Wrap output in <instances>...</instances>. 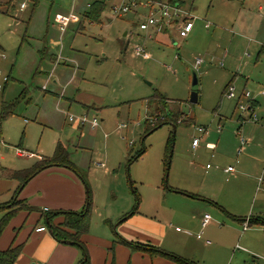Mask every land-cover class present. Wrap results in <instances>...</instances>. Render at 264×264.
<instances>
[{"label":"rangeland","instance_id":"1","mask_svg":"<svg viewBox=\"0 0 264 264\" xmlns=\"http://www.w3.org/2000/svg\"><path fill=\"white\" fill-rule=\"evenodd\" d=\"M92 1L0 0V48L6 56L0 60V72L2 77H9L6 85L0 78V109L3 102L12 101L26 89L14 114L0 118V203L7 202L20 186L2 172L24 169L39 157L51 156L55 142L60 140L71 160L89 170L85 179L97 205L90 208L93 221L102 216L103 222L110 220L106 228L115 229L119 220L114 216L122 212L123 219L137 206L144 217L153 216L168 227L165 246L184 258L199 264L249 262V255L242 250L248 245L241 240V226H232L226 214L219 218L209 210L216 206L209 203L201 212L210 214L211 222L201 229L197 209L185 204L182 196L168 194V188H200V193L228 202L233 178L223 173L218 154L220 149L227 155L233 153L231 138L235 139L237 132L253 140L252 155L263 158L259 172H264V97L255 98L257 122L248 120L247 112L238 107L249 103L247 97L239 95L241 91L248 92L250 99L258 91L245 75L264 87V0H181L195 17L187 37H178L171 28L165 35L157 32L152 40L147 38L149 32L138 29L146 9L137 5L118 16L113 9L123 1L106 0L100 23L83 21V29L74 26L59 37L56 15L71 7L83 10ZM22 2L26 7L20 10ZM205 23L210 27L205 29ZM56 41L60 45H55ZM136 45L144 46L150 57L148 53V59L136 57ZM59 46L64 53L74 51L78 55L75 63L61 61L57 66L50 59L58 55ZM197 57L202 62L195 67ZM60 68L67 71L65 80L71 78L63 99L62 94L59 99L51 94L52 82H46L47 75L55 77ZM193 72L198 79L196 103L189 102ZM229 81L235 89L231 99L221 93V83ZM161 94L169 101H178L179 109L176 103L167 105L184 112V117L191 116L193 124H179L173 132L164 116L155 115V105H147L148 98ZM147 110L155 115L150 118L154 124L162 122L153 131L145 126ZM86 112L88 118L98 119V126L74 128L68 116ZM198 125L211 129L210 140L217 142L215 151L205 149L200 142L204 153L199 158L191 147ZM217 125L219 133L215 132ZM143 148L145 151L133 160ZM17 149L26 155L18 157ZM253 172L242 171L236 181H245ZM261 177L262 191L263 173Z\"/></svg>","mask_w":264,"mask_h":264},{"label":"crops","instance_id":"2","mask_svg":"<svg viewBox=\"0 0 264 264\" xmlns=\"http://www.w3.org/2000/svg\"><path fill=\"white\" fill-rule=\"evenodd\" d=\"M95 1L103 2L101 5L102 7V9L100 10L101 12L96 21H94V19L92 20V18L89 19V17L87 16L88 10H90L92 3ZM95 1L88 3L83 10H79V9L76 10V8L71 7L68 12L57 14L56 17L54 18V22L56 24V30L57 32H59V37H61L62 33L65 32L68 28H72L75 26L76 30H78L80 27H82L83 29V24H82L83 21H87L89 23H100L101 14L105 10L106 0H95ZM121 1H123L122 4L129 2V0H121ZM159 1L167 4L168 3L176 4L177 6H180L183 11L179 13L178 16H176L175 21L172 19L173 21L171 20V23L168 24V26L165 27V29L159 33H163L162 35H165L167 34V30L173 28L174 31L177 32L178 37L186 38L187 35L185 37H181L179 35L177 21L182 20L185 17H190V20L193 22L195 17L189 14L190 8L185 7L184 3L181 0H159ZM137 5L142 6L139 4V2H137V4L131 8H135ZM142 7L148 11L146 7L144 6ZM147 15L148 13L146 14V17ZM62 17H70L69 22L65 26H62L63 25L61 23ZM209 27H210L209 23L204 24L205 29ZM150 30L156 34L153 36L150 33ZM141 31L149 32L147 38L151 40L156 39V35L158 34L157 31H155L152 28ZM54 44L57 46L60 45L59 41L54 42ZM142 47L144 48V46ZM0 50H2V48H0ZM43 53H44V49L38 51V54L40 56H42ZM134 55L136 57H140V55H136L135 53ZM77 56L78 55L75 54L74 51L71 52L67 51L64 53L62 47L59 46L58 55L54 54L51 56L50 59L53 60L55 64H57L58 66L61 61L75 63V60L78 58ZM61 57L64 58V60H61ZM141 58L148 59V58H143L142 56ZM66 75H67L66 69H61V68L58 69V73L55 75V77H53L52 75H47L46 82L48 83L52 82L53 85V90L50 93L54 94V96L58 97V99L60 94H62L60 99L65 98L64 88L71 83V78L65 80L64 77ZM244 79L251 80L249 85L254 87V89L258 88V91L255 90V92L256 91L257 92L255 93V95H253V99L255 100L254 105L252 104L253 101L251 102L254 113L255 106L258 105V102L256 100L257 97L258 96L264 97V95H260L258 94V92L261 90V88L264 87H260L258 83H255L256 79L252 78V76L250 77L248 74L244 76ZM230 81L226 84H224V82L221 83V86H223L221 92L222 94L225 93L228 84L229 83L231 84ZM262 82L264 83V81ZM262 82L260 83L263 84ZM61 86H62L61 91L58 94L59 92L58 89H60ZM2 89L0 90V92L2 91ZM42 90L46 91L47 87L45 86V88L43 89L42 86ZM241 92L239 95L242 94ZM169 100L171 99H168V102H172L174 104L176 103L177 104L176 109H179L178 101H174V100L169 101ZM88 110L89 109L87 107L86 111ZM241 111L247 112L248 120L257 122L252 120L250 116L251 114L250 111L248 110H241ZM87 114L88 113L86 112V115ZM150 114L151 112L149 113V111L147 110V117L152 118L153 116L152 117L149 116ZM185 115L186 114L182 112L183 118ZM243 120L248 122L246 118ZM71 123H73L74 128L82 129L84 127L83 125H80L76 122H71ZM181 125L189 126L190 124L189 125L181 124ZM218 126L219 125H217V127L215 128L216 133H219L221 131V128L218 129ZM197 127L206 128L207 133L202 131L199 132L197 130ZM195 131H196V135H194L193 139L197 138L198 144L200 142L203 143L205 149L215 151V149L217 148V142L215 143L213 142V140H210L211 129L205 126L198 125L196 126ZM235 136H236L235 139L231 138V144H232L231 149L233 148V153L231 152L230 154L227 155L226 153L222 152V150L220 149V152L218 154V159L222 161L220 162V165L223 167L222 168L223 173L230 175V177L233 178V182L230 185V188L228 189L230 196L231 195L232 196L231 199H228V202L224 203L222 202L223 200L220 201L214 196L205 193H200L199 192L200 188L196 190H181L179 187L171 186L168 188L169 190L168 194H178L179 196H182L180 198H183L185 204L192 205L193 207H195V209H197L196 213L199 214L197 218L200 222V227H201L203 215L208 214L207 212H201V210L208 209L207 204L209 203L214 204V206H216L214 209L209 208L211 212H213L219 218H223L222 214H226L228 219L229 218L231 219L230 224L234 226L236 229L239 226H241V229L244 232V233L241 232V234L243 233L241 240H246V244L248 245V247L247 246H246L247 248L243 247L242 250L247 255H249L250 261L243 262V264H264V188L262 191L260 190L261 189L260 186L262 185L261 175L262 173L264 174V172L263 171L259 172L262 169L263 158L260 157L257 158L252 155V153L254 152L253 149L254 146L252 145L253 140L251 138L250 139L244 138L240 136L238 132L235 134ZM241 138H244L246 142L245 144H243L241 152L237 154L236 151L240 146ZM222 141L223 139L221 138L219 144V146L221 147L223 146ZM57 142H60L63 145V147L68 151L67 146L64 145L60 140H57L55 142V146ZM198 144L197 145L191 144V147L193 148V150L196 151L195 154L199 158L200 156L203 155L204 150L202 148H199ZM199 151H201L200 155H199ZM16 155L18 157H23L24 155H26V152L17 149ZM68 156L70 161L76 166V168L79 171H81V173L85 174L86 177V173L87 171L89 172V170H87V168L82 169V167H80L71 160L69 154ZM49 157L50 156L39 157L38 160H43ZM228 166H232L233 169L231 171H226L225 169ZM207 167H209V165H207ZM165 168L166 166L164 163V169ZM215 168H219V167L216 166ZM245 170H247L248 172L254 170V172L252 175L246 176L245 181L243 182L236 181L237 179L240 178L241 175L240 173H242V171L245 172ZM7 171H9V169L4 172L6 173ZM105 171L108 172L106 169ZM7 178L10 179L9 177ZM12 180L16 181V186L20 185V180L17 179H12ZM12 193L13 194L11 195L10 199L7 202H9L12 199V196L14 195L15 191ZM17 199L21 200L24 204L32 208H35L36 210L19 211L8 221V223L6 224V226L4 227V229L0 234V251H5L8 248L18 245L21 246V251L12 264H79L83 259V254L81 250L78 248V246L73 245L72 243H66L63 242L62 240H57L49 230V225L47 224V220L45 219V213H44L45 208H47V211H58L61 213L64 212L80 213L83 211L86 204L87 192L85 191L84 183L82 179L79 177V175L66 167H61V166L48 167L43 171L39 172L38 174H36L35 176H33L30 180H28L25 183V185H23ZM248 202L250 203V205H248ZM241 203H243L242 206L240 205ZM2 204L4 203H0V205ZM92 205H94V208L97 207L96 203H94V199L93 200L91 199V208ZM9 210L10 209L8 207L5 209L4 208L0 209V220L2 219L4 214L7 213ZM61 213L53 217L52 222L54 225H60L62 222H64L65 217ZM135 213L136 215H133ZM122 214L123 213L121 212V214L118 213L114 216V220L115 221L119 220V223L115 229H110V230L106 228L107 226L106 224L110 222V220L104 219L103 222L102 221L103 217L98 216L99 222H97L98 219L95 218L93 221L92 220L93 218L91 219L90 216L88 217V225H89L88 230L81 235V240L84 242L86 246L90 264H111V263L176 264L170 260L165 259L162 256H158V255L151 256L150 254L138 249L136 247L138 245H149L152 247H157L163 251L169 252L171 254L175 253L174 255H178L184 258L182 254L174 252L175 251L174 249H167V247L165 246L164 240L168 236L169 231H168V227H166L163 223L156 220L153 216L152 219L151 218L148 219L146 216L144 217L142 213L138 210L137 206L133 214L128 216L125 220H121ZM104 217H108V216H104ZM245 220H247V227L246 229L243 230V223ZM93 222L95 227L94 229H93ZM210 222H211V217L206 225H209ZM42 226L45 227V230L37 232L36 228ZM250 226L253 227V229H251V231L247 233L248 228ZM118 239H120L121 241L120 240L118 241ZM122 240L125 241L126 243L123 242ZM203 242H205V240ZM206 243H209V241H206ZM188 261H191L195 264H199L190 259Z\"/></svg>","mask_w":264,"mask_h":264},{"label":"trees","instance_id":"3","mask_svg":"<svg viewBox=\"0 0 264 264\" xmlns=\"http://www.w3.org/2000/svg\"><path fill=\"white\" fill-rule=\"evenodd\" d=\"M103 2L101 1H95L92 3L90 10L87 12V16L89 19L92 18L94 21L97 20L100 10L102 9L101 5ZM93 16V17H92ZM9 80V77H7V81L4 85L7 84ZM230 84V83H229ZM228 84V85H229ZM25 90L23 89L18 97L14 98L12 101H5L1 105L0 109V118H6L7 116H10L14 114L15 109L19 105V98L23 97V93ZM242 95V94H241ZM168 99L165 98L162 94L156 95L154 98L149 99L148 98V106L151 107V105H155V111L158 112L155 115L157 116H164L166 118V122L171 123L175 127L177 125L186 124L189 125L193 121V118L191 116L188 117H182V112H179V110H172L169 109L168 105ZM255 100H253L252 104L254 105ZM153 113V112H152ZM152 113L149 116H155L152 115ZM162 114V115H161ZM165 122V123H166ZM162 122H159L157 124L153 123V120L147 117L145 119V126L148 127L149 131H153L156 128L160 127ZM148 131V132H149ZM174 132V130H173ZM145 149L143 148L134 158L135 160L137 157H139ZM68 151L63 147V145L60 142L56 143L55 149L53 154L49 158H45L43 160H38L33 165H31L29 168L22 169V170H9L6 173L3 171V174L6 177H9L10 179H17L20 180V186L18 190L15 191L14 195L12 196V199L0 205V209L9 208L10 210L4 214L2 219L0 220V234L8 221L16 215L21 210L26 211H32L36 210L35 208H32L26 204H24L21 200H18L17 197L20 193V187H23L25 183L30 180L33 176L38 174L39 172L43 171L44 169L51 167V166H61L66 167L72 171H74L76 174L79 175V177L82 179L85 186H87L85 181V174L81 173L76 166L70 161L68 156ZM169 156H167V160L165 163V166L167 167L169 165L168 161ZM166 170V169H165ZM85 173V172H84ZM134 193L137 195V193L134 191ZM138 198V196H137ZM137 200V199H136ZM91 208V196L90 191L87 186V199L86 204L82 212H58V211H44L45 213V219L49 223V230L51 234L57 239L65 241L66 243H72L73 245L78 246V248L81 250L83 254V259L79 264H90L88 253L86 246L84 242L81 240V235L84 234L88 230V217L89 212ZM136 207L133 208V211L130 214H127L125 217H123L122 220H125L128 216L133 214ZM63 214L65 217L64 222H62L60 225H54L52 222V219L57 214ZM120 239H118L119 241ZM121 241V240H120ZM123 241V240H122ZM125 242V241H123ZM126 243V242H125ZM138 249H140L143 252H146L150 254L151 256H162L167 260H170L176 264H195L191 261H188L178 255L171 254L169 252L163 251L157 247H152L149 245H138L136 246ZM21 251V246H14L11 248H8L5 251H0V264H12L15 259L17 258L18 254ZM114 264V263H111Z\"/></svg>","mask_w":264,"mask_h":264},{"label":"built area","instance_id":"4","mask_svg":"<svg viewBox=\"0 0 264 264\" xmlns=\"http://www.w3.org/2000/svg\"><path fill=\"white\" fill-rule=\"evenodd\" d=\"M137 2H139L140 5L146 7L148 9V15L146 17V19L142 22L139 23L138 27L141 30H147L149 28L154 29L157 32H161L165 29V27L168 26V24L171 23V20L173 19L175 21L176 16L179 15V13L183 12L180 6H177L176 4H167L161 1H157V0H129V2H127L126 4H123L122 6H120L118 9H113V12H117L118 15L121 14H125L127 11L130 10L131 7L135 6L137 4ZM20 9L25 8V3L22 2L19 5ZM70 17H62L61 18V23L63 24L62 26H65L68 22H69ZM172 20V21H173ZM178 33L181 37H185L188 32L192 29V21L190 20V17H185L182 20H178ZM134 53L136 55H140L143 58H148L147 52H145V49L142 46H135L134 48ZM6 58L4 52L2 50H0V60H4ZM202 62V59L200 57H197L195 59L194 62V66L197 67L198 65H200V63ZM0 78H2L3 83H5L7 81V77L4 76L2 77L1 72H0ZM2 89V86L0 85V90ZM235 89L232 86V84H229L227 86V89L224 93V96L227 99H231L233 97H235ZM258 94L260 95H264V88H261V90L258 92ZM242 96L247 97V99H249V103H247V105H238L240 110H248L251 112L250 116L252 118V120L257 121V118L255 116V114L253 113V107L251 102L254 100L253 96L250 99L251 95L248 92H243ZM68 120L70 122H76L80 125H84V124H88L91 128H94L98 125V119L96 117H91L88 118L86 114H82V115H69L68 116ZM218 129H220V127L218 126ZM197 130L199 132H205L207 133V129L204 127H197ZM0 141H1V136H0ZM246 140L244 138L240 139V146L237 149L236 153L239 154L242 150V146L243 144H245ZM193 145H197L198 144V139L194 138L192 141ZM233 169L232 166H228L225 170L226 171H231ZM47 208L44 209V211H46ZM210 219V215L209 214H204L202 217V222H201V227H205L206 224L209 222ZM247 227V220L244 221L243 223V230L246 229ZM45 227H38L36 228V231H44ZM176 230H178V228H176ZM197 237H199V234L197 235Z\"/></svg>","mask_w":264,"mask_h":264},{"label":"water","instance_id":"5","mask_svg":"<svg viewBox=\"0 0 264 264\" xmlns=\"http://www.w3.org/2000/svg\"><path fill=\"white\" fill-rule=\"evenodd\" d=\"M197 84H198V79H197L196 74L193 72L192 73V79H191V93H190V97H189V102L190 103H196L197 102ZM172 127L175 130V126L172 125ZM21 188L22 187H20V189ZM47 224L49 225L48 222H47ZM63 242H65V241H63Z\"/></svg>","mask_w":264,"mask_h":264}]
</instances>
